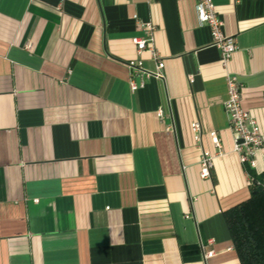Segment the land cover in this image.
Listing matches in <instances>:
<instances>
[{
    "label": "crops",
    "instance_id": "obj_1",
    "mask_svg": "<svg viewBox=\"0 0 264 264\" xmlns=\"http://www.w3.org/2000/svg\"><path fill=\"white\" fill-rule=\"evenodd\" d=\"M214 2L226 64L197 0H0V264H241L224 212L264 145L243 164L223 105L235 75L264 137V0Z\"/></svg>",
    "mask_w": 264,
    "mask_h": 264
},
{
    "label": "built area",
    "instance_id": "obj_2",
    "mask_svg": "<svg viewBox=\"0 0 264 264\" xmlns=\"http://www.w3.org/2000/svg\"><path fill=\"white\" fill-rule=\"evenodd\" d=\"M196 12L201 24L208 25L211 28L212 36L215 44L221 50V62L226 64L233 53L237 49L235 37L228 36L223 31V19L220 17L214 0H197ZM152 22H139V28L145 30L146 37H134L133 41L137 46L139 52L144 49H150L155 57L158 53L154 44V33L156 27ZM142 62L139 60L131 61V67H141ZM165 62L161 59L158 63L157 75L162 76V70ZM190 80H193V75H189ZM228 91L227 98L224 102L225 110L229 116L230 128L234 138V150L239 154L240 160L243 164H247L250 169L257 168V155L260 153L264 145V137L261 127L254 115L242 105L243 89L242 85L235 75L227 76ZM132 90H137L143 82H137L134 79L130 81ZM158 115L164 118L163 110L158 111ZM192 128L195 133V139L201 140L200 124L198 122L192 123ZM213 144L221 148V141L216 131L210 133ZM214 154L207 150L202 149L201 172L200 175L203 179L212 176V168L214 166ZM264 157V156H263ZM251 186H264L254 174L250 173ZM214 255L213 250L206 251L205 258Z\"/></svg>",
    "mask_w": 264,
    "mask_h": 264
},
{
    "label": "trees",
    "instance_id": "obj_3",
    "mask_svg": "<svg viewBox=\"0 0 264 264\" xmlns=\"http://www.w3.org/2000/svg\"><path fill=\"white\" fill-rule=\"evenodd\" d=\"M252 189L251 197L224 217L241 264H264V186Z\"/></svg>",
    "mask_w": 264,
    "mask_h": 264
}]
</instances>
